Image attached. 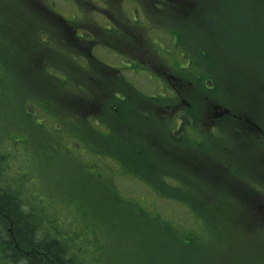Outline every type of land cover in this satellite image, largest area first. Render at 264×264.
I'll use <instances>...</instances> for the list:
<instances>
[{
  "label": "rangeland",
  "instance_id": "obj_1",
  "mask_svg": "<svg viewBox=\"0 0 264 264\" xmlns=\"http://www.w3.org/2000/svg\"><path fill=\"white\" fill-rule=\"evenodd\" d=\"M248 1L234 0L228 19L221 1L213 0H203L197 13L159 5L152 10L154 0H0V144L14 146V139L28 136L24 147L16 144L20 155L14 165L24 163L32 183H48L56 196L51 198L61 204L85 200L87 210L97 214L95 247L104 264H264V224L242 225L243 207L231 186H212L199 170L189 174L173 153L206 157L202 161L217 168L224 146L240 153L234 138L221 143L208 123L203 135L197 132L201 125L195 132L177 127L169 92L154 102L150 97L161 90L152 66L188 63L199 97L194 93L187 114L204 117L210 98L219 111L264 113V6L245 5ZM110 23L116 26L113 35L104 29ZM95 35L98 41L90 42ZM126 36L141 42L138 53L117 47L116 56L108 50ZM127 57L137 61L136 69L127 68ZM201 73L207 74L204 81ZM259 122L264 125V117ZM250 152L257 154L258 147ZM95 154L117 155L126 175L142 173L160 185L165 193L158 190L145 206L153 211L165 205L160 221L130 206L141 198L142 184L123 176L120 188L129 182L131 187L118 197L111 192L121 174L97 171ZM102 164L112 170L111 163ZM166 178L175 183L166 185ZM259 181L254 184L264 193V180ZM169 194L175 199L171 207L165 204ZM178 202L193 204L200 214L186 213Z\"/></svg>",
  "mask_w": 264,
  "mask_h": 264
},
{
  "label": "trees",
  "instance_id": "obj_2",
  "mask_svg": "<svg viewBox=\"0 0 264 264\" xmlns=\"http://www.w3.org/2000/svg\"><path fill=\"white\" fill-rule=\"evenodd\" d=\"M202 1L154 0L152 10L156 7L158 9L157 5H159L169 7L173 11H177L180 8L186 13H193L194 11L197 13L196 8ZM213 1H221V5H223L221 8L226 9V13L228 12L227 18H232L234 0ZM250 3H254L256 8L264 6V0H251L245 5ZM240 6L237 5L236 7L239 8ZM153 13V16L159 23L167 27L170 25L168 29L171 32L174 30L170 23L160 20L155 16L156 11H153ZM172 33L174 34V32ZM102 62L105 63L104 61ZM106 66L110 67L107 64ZM206 76L207 74L205 76L202 74L203 81ZM97 91L99 90L97 89ZM100 94L101 92L99 91V96ZM150 97L151 99L153 98L154 102V96L150 95ZM101 99L97 98L99 102ZM146 101L150 102L148 98H146ZM102 102L104 104L105 100L102 99ZM204 102L203 110L209 105L206 101ZM58 123L59 121H56L55 125L57 126ZM17 142L21 144V147H24L26 143L30 142V138L27 136L25 140L14 139V146L0 144V264H104V254L98 252L95 247L100 245L97 234L94 232L97 214L87 210L86 202L82 199H79L75 203H71L68 200L66 204L53 200L51 197L54 195H52L48 183L45 185L46 183L44 182L43 186L36 183L35 186L32 183L31 175L24 168L25 164L16 163V166L14 165V160L20 155L16 147ZM10 147H13L14 151ZM22 153H24L22 158L27 160L26 150ZM13 156L15 157L11 158ZM96 156L97 154H95ZM94 161L95 166L98 165L97 171L103 173V169H105L106 174L110 177L115 175L112 174V171L121 174L119 181H114L112 182V186H109L112 190L111 192H115L117 197L120 196V193H125L124 189L129 187L130 182H132V185L135 183L142 184L144 191L139 193L141 198L137 199L134 197L133 203L135 204H131L130 206L133 208L137 207L134 210H137L138 214L144 212L146 214L150 213L155 220L160 221L164 214L165 205L161 209L155 208L153 211L146 210L145 208V206L148 207L155 201V198L150 200L152 194H155L156 197L159 191L162 194L165 193L160 190L159 184L149 182L144 175L141 176L142 173L138 174L131 171L126 175L125 171L127 173V168L124 166V162L118 159L117 155L109 154L108 156H102L100 154ZM105 162L111 163L112 170L107 168L105 164H102ZM166 175L163 174L161 176L163 182H165ZM123 176L126 177L124 179H132V181L120 188L119 182ZM166 185L171 186V183H167ZM162 198L164 199V197ZM165 200L169 201L165 204H170V207L175 203V199L170 194ZM143 203L146 204L144 205ZM178 203L182 204L186 213L197 212V209L191 203ZM138 207L143 209H139ZM106 264L116 263L106 262Z\"/></svg>",
  "mask_w": 264,
  "mask_h": 264
},
{
  "label": "flooded vegetation",
  "instance_id": "obj_3",
  "mask_svg": "<svg viewBox=\"0 0 264 264\" xmlns=\"http://www.w3.org/2000/svg\"><path fill=\"white\" fill-rule=\"evenodd\" d=\"M36 4L41 6L39 3ZM111 20L110 18V22ZM115 27V24L110 23V25L108 27L105 26L104 29L107 30V34L113 35L114 30H116ZM74 31L76 32L77 29ZM96 35L94 36V40L89 41L97 42L98 38ZM74 36L80 38L82 35L74 34ZM111 45L109 44L108 50H114L116 56L118 54V50H115L118 49L117 47L123 48L121 50H125L128 53H138L140 48L143 47L140 41L130 36L122 37L121 42H116L114 44L116 47ZM91 55L95 57L93 49ZM123 61L129 63L128 69L133 65L134 68L132 70L136 69L135 65L137 61L135 59L128 57V59L124 58ZM152 67L159 72L157 78L161 83V90H158L157 94H154V98L161 96L166 97L169 95V102L174 101V105L172 106L176 111V120L179 121L177 127L186 125V128L190 127L192 132H195L199 125H201V129L197 132L203 135L205 130L204 124L208 123L212 128L210 133L216 138H219L218 140H220L221 143L226 140V137L234 138L236 149L240 152L230 151L232 150L230 147L224 146L225 150L221 156L224 160L221 164H217V168H210L205 164V161H202V159H206V157L195 156L194 160L186 156L180 157L182 153L173 152L175 159H179L185 163V171L189 172V174L193 173L192 171H201L204 175L201 174V176L203 179H207L205 182L210 183V185L231 186L230 190L238 196L236 199H238L240 205L243 207V210L239 214L241 224L244 226L246 224H254L256 227L262 226L264 224V193L261 192L254 183H258L259 180H264V125L259 122V118L264 117V113H259L260 111L256 113V109L247 110L245 111L246 113H236L230 107L219 111L216 110L219 106H216L213 102L211 103L213 99L210 98L206 100L209 105L204 110V113H202L205 114V116H198V119H196L195 115L187 114V112L184 111V109L191 106L192 97L193 99L195 97L194 93L195 95L198 94L197 86H194L193 81L189 80V78L193 77L189 76L192 70L187 67V64L178 66L180 72H178L177 67L167 66L163 61L161 66L160 64H155V66ZM168 68L172 70V73H167ZM197 78H199V75H197ZM164 79H167V81H164ZM162 90H164V94ZM167 91L169 92L168 95H166ZM196 96L199 97V95ZM206 98L208 99V97ZM212 106L214 109L216 108L213 112ZM263 108L264 106L262 110ZM210 109L211 112H208ZM252 145H254L256 149L258 147V153L250 152L248 155V150L252 148ZM222 149L223 146L220 150ZM247 158H249V161H247ZM245 170L250 173L249 177L242 173ZM166 180H169V178H166ZM169 182L171 184L175 183V181L172 182L170 180ZM259 182L261 183V181Z\"/></svg>",
  "mask_w": 264,
  "mask_h": 264
}]
</instances>
